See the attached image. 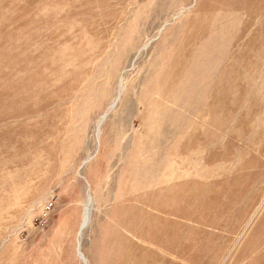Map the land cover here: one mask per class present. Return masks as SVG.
I'll return each instance as SVG.
<instances>
[{
  "label": "rangeland",
  "instance_id": "374dc122",
  "mask_svg": "<svg viewBox=\"0 0 264 264\" xmlns=\"http://www.w3.org/2000/svg\"><path fill=\"white\" fill-rule=\"evenodd\" d=\"M80 251L264 264V0H0V264Z\"/></svg>",
  "mask_w": 264,
  "mask_h": 264
},
{
  "label": "bare ground",
  "instance_id": "6f19581e",
  "mask_svg": "<svg viewBox=\"0 0 264 264\" xmlns=\"http://www.w3.org/2000/svg\"><path fill=\"white\" fill-rule=\"evenodd\" d=\"M115 104H116V102H113L110 105V108L108 109V111L100 117V119H99V125H101L105 121V119L107 118L109 112L115 107ZM87 202H88V204H87V206L85 208V211L86 212H85L84 219H83V222H82V227H81L82 229L86 228V226H88V224L91 221L92 197H91L90 192H88ZM82 233H81V236H82ZM80 256L83 259V261L86 264H88L87 259L85 258L84 254L81 251H80Z\"/></svg>",
  "mask_w": 264,
  "mask_h": 264
},
{
  "label": "built area",
  "instance_id": "2783aa9c",
  "mask_svg": "<svg viewBox=\"0 0 264 264\" xmlns=\"http://www.w3.org/2000/svg\"><path fill=\"white\" fill-rule=\"evenodd\" d=\"M53 204H54V203H51L50 205H48V206L44 209V211H43V213H42L43 216L48 214V210L51 209V207L53 206Z\"/></svg>",
  "mask_w": 264,
  "mask_h": 264
}]
</instances>
